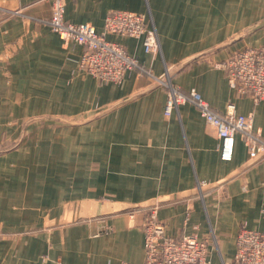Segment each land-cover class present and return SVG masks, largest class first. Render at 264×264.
I'll return each mask as SVG.
<instances>
[{"label": "crops", "instance_id": "obj_1", "mask_svg": "<svg viewBox=\"0 0 264 264\" xmlns=\"http://www.w3.org/2000/svg\"><path fill=\"white\" fill-rule=\"evenodd\" d=\"M24 17L0 24V264H142L144 232L130 209L162 202L168 236L199 226L211 264H233L236 238L264 232V162L240 135L224 159L221 140L191 104L165 114L166 88L137 71L101 84L80 70L84 49L37 20L50 0H0ZM65 20L98 32L112 10L147 14L161 53L118 36L141 65L167 69L182 92L217 113H254L264 137V100L239 97L216 62L264 41V0H64ZM64 122V123H63ZM16 148V149H15ZM207 183L204 202L198 183ZM191 209L190 220L186 213Z\"/></svg>", "mask_w": 264, "mask_h": 264}, {"label": "built area", "instance_id": "obj_2", "mask_svg": "<svg viewBox=\"0 0 264 264\" xmlns=\"http://www.w3.org/2000/svg\"><path fill=\"white\" fill-rule=\"evenodd\" d=\"M52 5L49 19L37 20L56 33L64 42L73 43L84 49L80 70L97 79L101 84H121L129 72L137 71L166 88L168 100L165 114L171 115L181 105L191 104L221 140V153L229 159L234 150L235 138L240 135L247 147L250 160L264 162V137L254 128V113H238L236 105L229 103L224 113L214 111L209 103L196 91L182 92L173 85L169 69L155 75L141 65L139 60L127 53L124 46L108 39L109 36L131 38L142 41L145 53H161L160 40L154 23L147 14L128 10H112L105 19L104 28L98 32L90 24H72L65 20L64 0H50ZM21 9L11 10L0 2V24L10 18L24 17ZM215 69L226 73L230 87L239 97H249L255 104L264 100V41L259 47H248L232 54L227 60L216 62ZM207 183H198L197 193L204 202ZM162 202L130 209L128 216L144 232L145 260L142 264H211L209 245L217 246L211 239L198 236L199 226L194 232L180 238L168 236L166 226L158 218ZM191 217V209L186 220ZM121 264H133L122 262ZM233 264H264V232L244 227L236 238Z\"/></svg>", "mask_w": 264, "mask_h": 264}, {"label": "rangeland", "instance_id": "obj_3", "mask_svg": "<svg viewBox=\"0 0 264 264\" xmlns=\"http://www.w3.org/2000/svg\"><path fill=\"white\" fill-rule=\"evenodd\" d=\"M64 123V122H63ZM16 149V148H15ZM1 152V151H0Z\"/></svg>", "mask_w": 264, "mask_h": 264}]
</instances>
